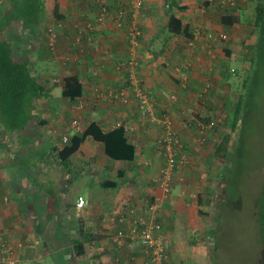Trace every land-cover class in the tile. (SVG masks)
I'll return each instance as SVG.
<instances>
[{"label": "crops", "instance_id": "1", "mask_svg": "<svg viewBox=\"0 0 264 264\" xmlns=\"http://www.w3.org/2000/svg\"><path fill=\"white\" fill-rule=\"evenodd\" d=\"M232 1L194 0V8L187 7L188 15H171L164 27L153 29V24L159 23L153 15L154 7L150 5L166 3V0H145L136 18L129 12L123 27L98 26L89 34L84 31L81 41L77 42L74 38L87 21L96 24L98 5L95 0H46L49 21L44 27L45 35L43 28H38L29 37H48L47 26H55L60 23L57 22L59 20L70 25L68 30L59 31V37L66 38L68 47L66 45L58 53H51L55 48H51L52 51L49 49V52L44 47L51 53V61L57 63L59 59L54 57L63 56L61 59L65 58L64 63L68 64L66 70L59 72L54 79H48L47 75L41 79L37 73L43 61L38 41L34 42L36 47L30 54L27 45L30 38L24 40L27 34L11 33L13 37H18L14 41L25 48H20L23 55L34 63V75L41 83L49 85H45L47 90L38 100L39 117L32 121L33 139L21 144L17 152L9 151L0 142V160L3 161L0 168V258L4 255V243L12 247L15 264L43 262L48 255L57 259L55 262L58 264L61 259L71 264H144L148 253L138 240L126 238L117 243L113 239L119 230L127 229L133 221L130 210L136 209L137 214L161 223L168 253L167 264H178L180 257L173 254L175 248L172 245L194 244V237L186 241L182 237L175 239V219L179 217L183 222L188 221L190 227L192 220L197 218L200 225L203 215L198 217L196 213L205 205L198 199L202 195H199L194 159L204 156L210 143L217 140L208 132L205 145L197 142L198 121L209 118L214 122L212 118L218 117L219 112L212 109L211 106L215 105L210 101L208 109H201L194 98L197 99L198 84L205 79L206 59L209 58L211 64L217 52L215 45L219 39L210 38L209 34L225 33L219 29L214 31V23L220 21L229 25L234 22V14L227 11ZM146 4H150L151 10L148 7L144 9ZM56 7L64 19L56 20ZM172 16L181 19L183 25H189V28L172 30ZM131 24L143 32L142 42L147 40L145 50L148 59H143L140 73L145 83L156 92V117L141 114L139 102H133L128 107L122 104L123 100L114 104L112 101L117 98L105 95L111 84L119 89L129 84V81L119 83L126 73L119 74L116 67L121 70V60L130 62V54L135 51L128 37ZM184 36L187 40L181 42ZM177 39L180 45L175 41ZM51 67L52 71L58 72L54 66ZM179 67L185 75L180 70L177 75L174 72L175 76L167 74L170 68L178 70ZM105 69L110 77H101ZM71 76L78 77V81L70 82L79 83L83 90L74 98L62 93L67 78ZM206 83L208 88L201 95L210 88V84ZM103 87L107 88L102 91ZM176 90L179 96L177 103L168 96ZM166 115L172 117V129L184 143L182 154L191 161L189 166L180 168L174 175L170 193H166L160 183V170L165 165V159L158 141L165 134L166 127L160 119ZM68 116L72 119H67ZM127 116L134 117L127 119ZM74 121L79 123V132H84L91 123L104 133L122 126L127 145L117 142V152H124V156L107 154L104 140L88 136L67 159L69 164L65 163L56 156L54 148H62L64 138L68 139L75 133ZM44 139L49 140L47 148L44 145L48 142ZM128 143L134 146V154ZM205 173H200L201 179H204ZM80 197L87 200V205L77 209L76 202ZM149 202L158 204L155 215L148 210ZM115 209H120L121 213L113 214ZM122 215L125 219L120 221ZM191 227L190 234L194 236L197 229ZM78 241L84 244L85 250L80 257L74 254V245Z\"/></svg>", "mask_w": 264, "mask_h": 264}, {"label": "rangeland", "instance_id": "2", "mask_svg": "<svg viewBox=\"0 0 264 264\" xmlns=\"http://www.w3.org/2000/svg\"><path fill=\"white\" fill-rule=\"evenodd\" d=\"M172 1L166 0V3L154 4V6L150 4L145 5L144 9L149 8V5L154 7L153 15L154 18L158 19L159 24L154 23L153 29L164 27L171 15L182 13L188 15L187 7L194 8V0H176L178 1L176 6L172 4ZM200 1L204 2L205 0ZM263 2L264 0H233L232 4L229 2L230 5L227 11L234 14V22L227 25L217 21L213 25L214 31H217L216 29L225 31L227 38L225 40L218 38L219 40L216 41L215 48L217 52L215 57L212 58L214 62L210 64L211 60L209 58L206 59L208 66L206 63L205 79L198 84L197 99L194 98L201 109H208L210 101L212 105H215L211 106L212 109L219 112L218 117L212 118L217 124L216 127L214 128L213 126L205 130L207 133H212H209L210 136L214 140H217L210 143L207 152L202 156L203 158L194 159V166L197 167L198 171V176H196L199 182V195H202L198 199L206 205L207 210H204L206 214L201 216V223L196 228L197 230H194L196 231L194 233V244L193 242L178 245L173 243L172 248H175L172 250L173 254L180 257L178 264H264V233L258 219L264 192V44L260 50V52L263 51V57L259 60L260 64H258L255 81L248 58L253 53L255 57L257 55L255 44L258 42L259 33L254 27V20L256 7ZM183 6L186 7L183 8ZM165 11L166 14L164 13ZM187 20L191 21V19ZM7 25L6 17L0 12L1 32H3L2 29H7L8 34L14 33L13 26L7 27ZM62 29H65V26ZM44 33L45 31H43V35H45ZM38 37L30 38L27 44L29 46V48L27 47L28 53L31 52L30 54L34 52V46L36 47L35 41H38L37 46L40 45L39 51L43 55V61L40 63V71L37 73L40 74L39 77L41 79L46 75L48 79L57 78L56 75L59 72L63 73L68 64L64 63L65 58L61 59L63 56L61 58L54 57L55 60L59 59L56 63L53 60L51 61L50 55L51 53H58L61 49H65L66 45H57L51 53H48L45 50L48 47L47 37ZM81 37L80 33L77 34L74 41ZM143 37L144 34L142 32V35L138 39L139 45H131L135 49L130 54L131 63L121 60V70L116 67L120 71L119 74L126 73L119 80V83L123 84L129 81L128 86L123 85L122 89H119L118 86L111 84V87H108L109 91L105 92V95L117 98L112 103L115 102L114 104H117L123 100L122 104H126L129 107L133 102H139V97L137 98L138 95L136 93L143 91V93L148 94L154 114L153 117H156V102L154 99L156 92L145 83L140 73L143 59H148L146 58L147 52L145 50L147 40L146 42H142ZM12 38L18 37L15 35ZM19 39L22 40L21 36ZM186 40L187 37L185 36L180 39L181 42H186ZM175 41L180 45L178 39ZM212 52L215 54L214 51ZM60 55L59 53L58 56ZM51 66H54L58 72L52 71ZM233 68L236 70L235 73L231 72ZM106 70L101 77L111 76L106 75L109 73ZM179 70L181 74H186L180 67L178 70L170 68L167 74L171 75L172 73V76H175L174 72L177 75ZM32 73L34 74V71ZM250 73L252 75L249 77ZM206 82L210 84V88L204 95H201L205 91L204 89L208 88L206 87ZM46 85H49V83ZM106 88L103 87L101 89L104 91ZM168 96L172 102H179L177 90L168 94ZM251 98L252 101L249 103V99ZM240 100H242V109L239 115L241 119L237 128H233L235 130H232L231 125L235 116V107ZM138 108L141 114H144L140 108V104ZM123 109L121 110L125 111ZM166 116L173 122L171 116ZM132 117L134 116H127V119ZM67 119H72V117L68 116ZM227 133L231 136L226 145L224 144V137ZM203 145L205 144H201V146ZM220 146L221 148L223 147V151L224 147H227L228 153L226 157L220 158ZM2 163L3 161L1 162L0 160V168L3 167ZM204 171H206L203 174L204 179H201L200 173ZM223 177H227L226 180ZM222 193L226 199L221 218L217 222L216 218L220 211L219 196ZM91 248H93V245H91ZM209 249H211L210 253H208ZM55 260L57 259L48 255L44 258L43 262L42 260H38L35 264L41 262L42 264H58ZM59 264L71 263L68 260L61 259Z\"/></svg>", "mask_w": 264, "mask_h": 264}, {"label": "trees", "instance_id": "3", "mask_svg": "<svg viewBox=\"0 0 264 264\" xmlns=\"http://www.w3.org/2000/svg\"><path fill=\"white\" fill-rule=\"evenodd\" d=\"M46 3V0H10L9 3L7 0H0V12L1 14H4V17L7 19V27L13 26V31L17 33V35L26 33L27 37L24 38V40H26L27 38H30L29 36L32 35L33 30H37L38 28H43V31L45 30L44 27L49 21L46 14ZM172 4L176 6V0H173ZM55 15L56 20L64 19V17L58 12V7L55 9ZM57 22L63 23L60 20ZM63 24L65 25L66 29L70 26H68L69 22ZM170 24L171 29L175 31H178L179 29L187 30L189 28V25H183L181 19L173 16L171 17ZM254 27L259 33L258 42L255 44L257 55L255 57V54L251 53L252 55H249L248 58L250 60V69L254 74L255 81L258 71V64H260L259 60H261L263 57V51H261V53L260 50L264 44V2L256 7ZM138 29L141 30L139 27ZM2 30L3 32L0 30V142L4 146H7L9 151L17 152L20 150L21 144L29 142L33 139L32 121L33 119L39 117L37 110L38 100L44 95V91H46L47 88L45 86L46 84L41 83L32 73V71H34V63L29 60V58L27 59V56L23 55L21 49L25 50V48L23 46H19V42L17 43L14 41V38H12L13 35L11 33L8 34L7 29ZM60 35L61 34L58 35L55 47L60 44H65L68 47L69 43L66 42L67 40L65 37H59ZM47 36L48 41H50L49 35ZM48 47L46 49L48 51L49 49L52 51L51 47ZM252 73H250L249 77L252 75ZM75 79L78 81L77 76H71L67 78L66 84L64 85L62 91L65 96L74 98L76 95H79L83 92L79 83L70 82L71 80ZM252 98L249 99V103L252 101ZM241 101L242 100H240L239 103H237L238 105L235 107V116L231 125L232 130L237 128L241 119L239 117L240 110L242 109ZM200 122L208 125L212 123V120L209 118H203V120ZM124 135L125 129L122 126L104 133L95 123H91L84 132L75 131V133L70 136L67 141H65V144L62 148L54 149L57 151L56 156L61 160H64L65 163L67 161L69 164L67 159H69V157L79 149L81 144L88 138V136H93L97 140H104L107 154L111 153L112 156L122 158L124 156V152H117L119 146L117 142L122 143L124 146L125 144L127 145ZM230 136L231 135H229V133L225 135L224 144H228L227 142L230 140ZM44 141L48 142L49 140L44 139ZM129 145L132 147L131 151L134 154V146L131 144ZM44 146L47 148L49 146V142L45 143ZM220 148L221 146L219 149ZM222 149L223 147L219 150V153L221 152L220 158L223 156L226 157L228 153L227 147H224V151ZM223 178L226 180L227 177ZM225 199L226 198L224 197V194H220V211L216 218L217 222L219 218H221ZM205 206L199 209L196 213L198 217L206 214L204 212V210H207ZM260 206L261 208L260 212L258 213V219L264 233V192ZM198 223L199 219L197 221V218H195L192 220V225L189 227L188 221L183 222L178 217L175 219V226L173 230L174 238L179 240L180 237H182L183 241L193 238L194 236L190 234V228L193 226L196 229ZM74 254L77 257L85 254L84 244L82 242L78 241L74 245ZM164 264H167V262Z\"/></svg>", "mask_w": 264, "mask_h": 264}, {"label": "built area", "instance_id": "4", "mask_svg": "<svg viewBox=\"0 0 264 264\" xmlns=\"http://www.w3.org/2000/svg\"><path fill=\"white\" fill-rule=\"evenodd\" d=\"M95 2L98 5V10L95 16L96 24L87 21L85 25L81 27L82 29L79 32L81 35H83L84 31L87 33H90V31L93 32L98 26L110 25L112 27H123L125 25V21H127V18H129V12H131L132 16L136 18L145 4V0H95ZM64 26L65 25L63 23H58L55 26H48L47 33L50 39L49 45L52 49L55 48L54 46L58 38L59 31ZM129 27L128 37L130 39V44L139 45L138 39L142 35V31L139 30L135 24H131ZM209 36L213 38L218 37L219 39L223 40L227 38L226 33H218L216 35L209 34ZM81 38L77 39V42H80ZM231 72L235 73L236 70L233 68L231 69ZM137 95L139 97L140 108L144 114L153 116L154 114L152 112V105L149 102L148 94L140 91L137 93ZM160 122H163L166 127L164 136L159 138L158 141L159 146L163 150L165 159V165H163L160 170V183L165 189V192L170 193L174 175L180 168L188 166L190 164V159L182 154L184 143L177 133L172 129L171 119L168 116H164L160 119ZM213 126V122L205 125L198 121L199 136L197 138V142L199 145L207 143V131L205 132V130L207 128H212ZM73 127L76 131H78V121L73 122ZM64 141H67L66 137L64 138ZM86 205L87 200L84 197L78 198L76 202L77 209H82ZM147 207L152 215L156 214L158 209L157 203L149 202ZM120 213V209H115L113 212L115 215ZM130 216L132 217L133 221L128 224L127 229L119 230L114 235V241L121 243L126 238L138 240L148 253V258L144 264H164L167 262L168 253L166 251L164 235L162 234L163 229L161 223L156 220H149L143 214H137L136 209L130 210ZM124 219V215L119 218L120 221H123ZM2 248L4 255L2 258H0V264H15L12 258V247L10 245L8 246L7 244L4 245L3 243Z\"/></svg>", "mask_w": 264, "mask_h": 264}]
</instances>
